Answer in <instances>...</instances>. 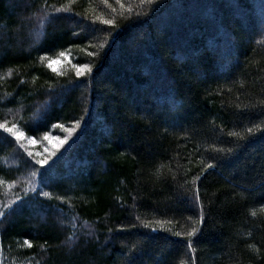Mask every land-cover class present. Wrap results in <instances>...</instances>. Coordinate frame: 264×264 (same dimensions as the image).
Segmentation results:
<instances>
[{"label":"trees","instance_id":"1","mask_svg":"<svg viewBox=\"0 0 264 264\" xmlns=\"http://www.w3.org/2000/svg\"><path fill=\"white\" fill-rule=\"evenodd\" d=\"M120 3L0 0V123L68 137L0 128V264H264V0Z\"/></svg>","mask_w":264,"mask_h":264},{"label":"snow or ice","instance_id":"2","mask_svg":"<svg viewBox=\"0 0 264 264\" xmlns=\"http://www.w3.org/2000/svg\"><path fill=\"white\" fill-rule=\"evenodd\" d=\"M104 2L107 3V0H104ZM116 2H117V4H120L121 7H124L123 4L120 3V0H116ZM139 3L141 5H145L146 4V5L154 6L151 9V11H156L160 6H162L163 4L166 3V0H139ZM113 11L115 12V9H113ZM128 12L131 13L132 12V9L129 8L128 9ZM136 15L137 16H140L141 14L140 13H137ZM101 23L104 24V25L111 26L113 28H116L117 27L116 21L113 20V19H104V20L101 21ZM59 55L61 57H63L65 55V53L64 52H61ZM40 59L41 60H45L46 57L45 56H41ZM53 63L54 62L52 60H49V63L47 65V67L50 68V69H52V71H55L56 69L53 67ZM74 67L76 68V76L77 77L85 76L87 78L85 80V83H87L88 80H91L92 79V76H91L92 70H93L92 69V66H90L89 64H78V65H74ZM77 86H79V85H77ZM75 126H76V128H79L80 127V121H76L75 122ZM15 127H16L15 125H13V127H8L7 124L0 123V128H2L5 132L11 133V135L13 137H15V139L17 141H19L24 136V133L14 130ZM54 127H61L62 128L64 126L63 125H54ZM247 131L249 133H251L252 132V129L249 128V129H247ZM229 135L238 136L239 134L238 133H229ZM240 138L243 139V137H240ZM29 139L31 140L32 143H35V139L34 138H31L30 137ZM44 139L48 140V139H52V137H50L48 135V133L45 132L44 133ZM56 139H57L58 144H60V145H63L65 143H67V141H68V137L67 136H65L63 139H60L59 137H56ZM21 146H23V145H21ZM28 155L29 156H32V153H28ZM55 155H56V153H55V151H53L51 153V156H55ZM51 156L49 158H47V159H35L34 160V163L36 165L44 166V165L48 164V159H50ZM215 166L216 165L214 163H208L207 166H206V168H214ZM32 175L35 176V175H37V173L33 172ZM199 179H200V176H196L195 177V180H199ZM43 195L44 196H48L49 193L44 192ZM194 203H195V205H196V207L198 209V222L202 225L203 224V221H204V217L202 215V213L204 211V205L200 201V189H199V187H196L195 190H194ZM252 215H255V212H253ZM0 216H3V213H0ZM190 219H191V217H190ZM160 223H163V222L161 221ZM132 227H136V225H133ZM144 227H150V225L145 224ZM150 230L152 232L157 231L156 228H151ZM197 231H198V229L195 228V227H193L192 230L187 233V237L189 238V242L187 244V247L189 249H192L191 237L196 236L197 235ZM173 235L179 237V236H182V233L181 232H174ZM24 243L29 248L32 247L31 241L25 240ZM192 250H193V252L195 251V249H192Z\"/></svg>","mask_w":264,"mask_h":264},{"label":"rangeland","instance_id":"3","mask_svg":"<svg viewBox=\"0 0 264 264\" xmlns=\"http://www.w3.org/2000/svg\"><path fill=\"white\" fill-rule=\"evenodd\" d=\"M68 60L67 56H63L60 57L59 59H54L52 60L53 63V67L57 70L61 69L63 67V65L66 64ZM18 127L16 126L14 128V130L19 131L17 129ZM71 129H69L67 132V134H70ZM20 132V131H19ZM50 137H52V139H43V142H39L35 140V143H32L31 140L25 136H23L18 142L23 149H25V151H27L28 153H32V157L34 159H47L51 156V153L53 151H57L59 150L62 145L58 144L56 137H59L60 139H63V136H53V135H49ZM40 152V154L38 155L37 152ZM51 159V158H50ZM48 159V161L50 160Z\"/></svg>","mask_w":264,"mask_h":264}]
</instances>
